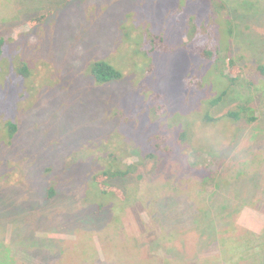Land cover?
Wrapping results in <instances>:
<instances>
[{"label": "rangeland", "instance_id": "374dc122", "mask_svg": "<svg viewBox=\"0 0 264 264\" xmlns=\"http://www.w3.org/2000/svg\"><path fill=\"white\" fill-rule=\"evenodd\" d=\"M219 1L231 31L208 0H0V264H215L198 229L264 228V0ZM154 34L168 50L151 52ZM215 40L241 75L211 107L235 72L189 49ZM96 59L122 76L96 80ZM239 103L253 123L224 115ZM133 163L104 180L124 201L100 194L94 175Z\"/></svg>", "mask_w": 264, "mask_h": 264}, {"label": "trees", "instance_id": "16d2710c", "mask_svg": "<svg viewBox=\"0 0 264 264\" xmlns=\"http://www.w3.org/2000/svg\"><path fill=\"white\" fill-rule=\"evenodd\" d=\"M208 2L210 4V6H208L209 11L219 8V12L223 11L228 15V10L226 7L227 4L224 1L208 0ZM214 2L218 4L217 8L215 7ZM208 14L210 16V12ZM45 16L46 14L44 13L39 17H35L34 20H37V21L43 20V18L45 19ZM219 20L226 22L225 30L227 29L229 31L232 30L230 21L229 20L227 21V18L224 17L221 12L217 15V21ZM149 42L151 43V52L168 50V45L165 41L164 36L162 35L154 34L150 38ZM6 45H7L6 39L0 36V55ZM189 50L194 55L198 56L200 60L201 59L209 60L210 58L214 57L215 60L217 59L218 62H222V64H224L226 67L229 68V71H230L229 74H232L235 72L234 76L231 77L230 86L222 90L223 92L213 99V102L210 106L212 107L214 105H217L220 101L223 100V98L229 91L230 87L236 82L237 78H239L241 75L239 73H236L239 69L238 67L234 65L235 61L232 58L229 61L228 60L226 61L227 56L225 55L226 59L223 57V55L226 54V52L225 53L222 52L223 54H221L220 57L219 55H216L220 51L217 40H215L214 43L206 42V43L199 44V45L198 44L193 45V47L190 48ZM259 69L261 73L264 74V64L260 65ZM23 70H26V69L23 68ZM90 72H91L90 74H92L94 78L100 82L118 80L122 76L121 71L116 66L112 65L111 63L103 59H98V60L96 59L90 66ZM188 78L191 80L194 77L189 76ZM179 96H180V93H173V94L170 93L169 96L167 97V100L165 101L163 111L168 109V107L172 105L174 100H176V103H178L177 97ZM154 97L155 99H158L159 95H155ZM176 113L177 115L180 114L181 110L177 109ZM254 113H255L254 107L247 105V104L239 103V104H236L234 107H232L230 111L229 112L227 111L226 114L224 115L230 118H233L235 120L246 121L248 124H250V123H253V121L257 118L254 115ZM163 118L164 117L156 119V121H158L157 124L163 125L165 122V119ZM168 127H172L171 123H169ZM17 129L18 128L16 127V125H14V123L9 122V139L7 142L9 146H11L10 142L11 141L13 142L12 139L15 137V132L17 131ZM187 136H188L187 131H183L180 133V137L175 139V142L179 143V142L186 141ZM169 138H170V133L163 132V133L158 134L153 142V150L156 153L167 154L169 152V149L167 147ZM171 149L172 148H170V150ZM213 158L215 157L213 156ZM216 160L217 159H215V161ZM212 165H213V162H208L203 168H201L202 170H200V171H203V173H205L204 180L206 184H208L210 180L214 177V175L217 174V170H214V169L212 170ZM116 167L112 169H104L101 172H98L96 175L93 176V180L96 183L97 189L100 192V194L102 195L112 194L117 200L124 201L126 194L123 193L121 188L119 189L118 187H115V186L112 187L110 184L104 183V180L108 178L119 177V176H128L134 171L138 172L141 166L140 164L133 163V164H129L126 167V169H120V168L118 169ZM52 169L53 170L55 169L53 165H52ZM36 172H38V168L36 169ZM41 174L43 173L41 172ZM137 177L141 178L142 175L138 174ZM47 188H48L47 197L49 198H52L59 191L56 181L54 183L52 182L51 185H49ZM60 193H62L61 189H60ZM203 213L204 214L210 213V210H205L203 211ZM227 221L228 220L226 219L225 221L222 219L219 224V227L217 228L211 227V226L205 227L207 234L202 232V228L197 230V232L201 230V233H203L204 235L201 238L199 236V233L198 235L196 233L197 235L196 237L200 241H203L204 243H206V248L203 247L201 252L204 250H210L212 252V250H214V252L204 255V257L209 256L215 264H264V228L259 233H256L254 231L245 230L244 234H241L240 236H238L236 234L237 228L235 229V227L238 226V229H241V230H243L244 228H242L238 224L236 225L231 224L232 223L231 221H228V222ZM194 257L198 259L199 252L195 253Z\"/></svg>", "mask_w": 264, "mask_h": 264}]
</instances>
